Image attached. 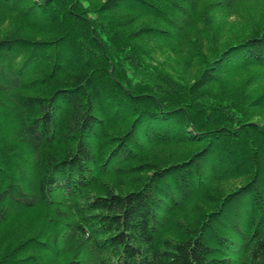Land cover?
I'll return each instance as SVG.
<instances>
[{"label":"trees","instance_id":"16d2710c","mask_svg":"<svg viewBox=\"0 0 264 264\" xmlns=\"http://www.w3.org/2000/svg\"><path fill=\"white\" fill-rule=\"evenodd\" d=\"M0 264H264V0H0Z\"/></svg>","mask_w":264,"mask_h":264},{"label":"rangeland","instance_id":"374dc122","mask_svg":"<svg viewBox=\"0 0 264 264\" xmlns=\"http://www.w3.org/2000/svg\"><path fill=\"white\" fill-rule=\"evenodd\" d=\"M167 53H168V50L166 48H162V50H160L159 53L156 54L157 59L159 61H161L162 59H164L166 57ZM174 65H178V63H175ZM179 67L183 68L181 62H180Z\"/></svg>","mask_w":264,"mask_h":264}]
</instances>
